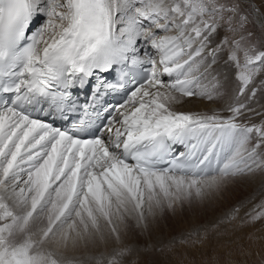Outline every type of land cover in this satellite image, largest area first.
Listing matches in <instances>:
<instances>
[{"label":"snow or ice","instance_id":"obj_1","mask_svg":"<svg viewBox=\"0 0 264 264\" xmlns=\"http://www.w3.org/2000/svg\"><path fill=\"white\" fill-rule=\"evenodd\" d=\"M185 204L153 253L264 264V0H0V264H139Z\"/></svg>","mask_w":264,"mask_h":264},{"label":"rangeland","instance_id":"obj_2","mask_svg":"<svg viewBox=\"0 0 264 264\" xmlns=\"http://www.w3.org/2000/svg\"><path fill=\"white\" fill-rule=\"evenodd\" d=\"M254 188L258 189V185H230L228 190L223 193V196L221 198H218L219 204L223 206L234 204L237 201L244 199L245 197H249L250 194H254ZM206 208L207 204L203 206H196L195 208H190L187 204H185L182 207L179 205L176 206L175 211L165 209L164 213L158 217L157 222L152 225V236L150 237L147 234V238L149 239V241L154 240L155 243L157 242V238H161L165 242H167L173 236L179 237L181 233H186L188 231L190 222L193 219L203 221L204 219L211 218L212 213L210 210L206 214L203 211V209ZM248 231H250V229H243L241 231H238L232 238L234 240L239 238V242L244 243V237ZM137 235L138 233L135 232L132 237L133 242H129L135 244L139 240V243H142V245H144L145 243L146 246L147 238ZM142 240L145 242H143ZM152 243V241L149 242V245ZM147 248V254H144V258H142L141 256V258L139 259L141 260L139 262L140 264H145V262L148 260L159 261L162 262V264H180L181 261H183V264H188V261L193 259L197 262V264H200L202 260L208 259L212 256L211 248L207 246L197 248H177L173 252H169L167 254L153 253L149 246ZM133 261L136 260L133 259Z\"/></svg>","mask_w":264,"mask_h":264},{"label":"bare ground","instance_id":"obj_3","mask_svg":"<svg viewBox=\"0 0 264 264\" xmlns=\"http://www.w3.org/2000/svg\"><path fill=\"white\" fill-rule=\"evenodd\" d=\"M202 110V109H201ZM136 233H138V235L137 236H141V237H144V238H147V234H141L138 230L136 231ZM136 236V237H137ZM140 239V238H139ZM151 239V238H150ZM146 240V239H145ZM130 241H132L133 242V240L131 239ZM139 241V240H138ZM143 241V240H142ZM147 242V247L149 246L150 247V245H149V242H153L154 243V240H150L149 241V239L147 238V240H146ZM132 242H130V243H132ZM136 242V241H135ZM134 242V243H135ZM143 242H145V241H143ZM152 243V244H153ZM156 243V242H155ZM140 244V248H141V255L139 256V257H133L132 259H135V260H139L140 258H141V256H142V258H144V251H145V248H146V246H145V243H144V245H142V243H139ZM151 249V248H150ZM141 260H139V262H140ZM140 264V263H139Z\"/></svg>","mask_w":264,"mask_h":264}]
</instances>
